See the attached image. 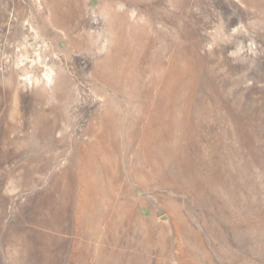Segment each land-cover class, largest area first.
I'll return each mask as SVG.
<instances>
[{
    "label": "rangeland",
    "instance_id": "1",
    "mask_svg": "<svg viewBox=\"0 0 264 264\" xmlns=\"http://www.w3.org/2000/svg\"><path fill=\"white\" fill-rule=\"evenodd\" d=\"M0 264H264V0H0Z\"/></svg>",
    "mask_w": 264,
    "mask_h": 264
}]
</instances>
